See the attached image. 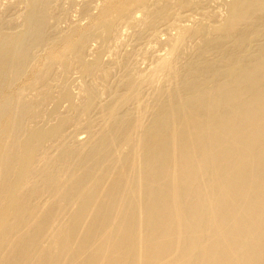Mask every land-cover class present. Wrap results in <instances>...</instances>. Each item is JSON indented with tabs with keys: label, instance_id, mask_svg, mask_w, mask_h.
I'll use <instances>...</instances> for the list:
<instances>
[{
	"label": "bare ground",
	"instance_id": "bare-ground-1",
	"mask_svg": "<svg viewBox=\"0 0 264 264\" xmlns=\"http://www.w3.org/2000/svg\"><path fill=\"white\" fill-rule=\"evenodd\" d=\"M77 1L0 0V264H264V0Z\"/></svg>",
	"mask_w": 264,
	"mask_h": 264
},
{
	"label": "rangeland",
	"instance_id": "rangeland-1",
	"mask_svg": "<svg viewBox=\"0 0 264 264\" xmlns=\"http://www.w3.org/2000/svg\"><path fill=\"white\" fill-rule=\"evenodd\" d=\"M83 1H85V0H78L77 2L78 3H75V5H73L70 9H69V11L67 12V17H69V18H67L66 20H65V22L63 21H61L60 22V24L59 23H57V25L59 26H61L62 28L64 27V28H66L69 24H70V22L71 23H73V21H74V23H76V24H85L86 23V21L88 20L87 19V16L84 14V13H82V11L80 12V10H81V2H83ZM222 1H228V0H222ZM73 10V11H72ZM75 11V12H74ZM136 11V12H135ZM135 12V13H134ZM134 12H133V16H136V17H139L140 15H138V13H140V12H138V10H134ZM135 14V15H134ZM138 15V16H137ZM74 17V18H73ZM196 17V16H195ZM68 20V21H67ZM67 21V22H66ZM51 23L53 22V20H51L50 21ZM119 22H121L122 23V20H120ZM69 23V24H68ZM81 24V25H82ZM57 26V27H58ZM58 27V28H61V27ZM66 26V27H65ZM61 28V29H62ZM127 32H129V30H127L125 33H127ZM129 34V33H128ZM161 34H163V35H161ZM166 35L168 36V35H170V33L168 34V33H166V31H163L162 29L160 30V31H158V33H157V35L155 34V36H153L152 37V39H150V41H154V42H156L155 40H159V41H164L165 39L164 38H166ZM130 36H132V35H129L128 37V41H126V43L124 44V46H123V49L124 50H126V51H128V52H130V53H132L133 51L135 52V49H139V50H143V47L145 46V45H142V42L138 45V43L135 41V39H134V36H132V38L130 37ZM155 39V40H154ZM164 39V40H163ZM167 39V38H166ZM100 39L99 38H97V37H94V38H92L91 40H90V42H89V46H90V48H91V51L93 52L94 51V48H95V50H96V48L98 47L99 48V45H100V43H101V40L99 41ZM152 41V42H153ZM96 44H98V46L96 45ZM110 44H111V47H113V44L111 43V41L110 42H108V44H107V46H106V49L107 48H109L110 47ZM145 44V43H144ZM137 45V46H136ZM109 46V47H108ZM139 46V47H138ZM142 47V48H141ZM97 48V49H98ZM113 49V48H112ZM133 50V51H132ZM144 50H145V47H144ZM109 51H110V49H107V51H105L101 56H102V58L104 59V60H106V59H109L110 60V58H112V56H110V54H109ZM157 51H159L160 52V50H157ZM157 51H155V52H157ZM106 52H108V53H106ZM155 52H153V53H155ZM158 52V53H159ZM153 53H150L149 54V56L146 58V59H142L141 58V56H137L139 59H137V62H138V64L136 63V65H137V67H139V68H141V69H144L142 66H144L145 68H147L148 66H149V64H151V62H152V60H151V58H152V56L154 57V55L156 56V54H153ZM132 54H134V53H132ZM153 54V55H152ZM105 55H106V57H105ZM134 55H136V54H134ZM150 56H151V58H150ZM150 60V61H149ZM139 65V66H138ZM107 68H109V67H107ZM78 73L75 71V72H73L72 74H71V79H73L72 81H74V82H71V84H70V90H71V92L73 93V94H77V92L78 93H81V91H79L80 90V85H81V81H79L80 79H78L79 77V74L77 75ZM76 75V76H75ZM78 79H76V78ZM75 84V85H74ZM76 86V87H75ZM78 89V90H77ZM80 132V131H79ZM76 133V135L77 136H79V137H82V136H84L85 135V133L83 134L82 132H80V133Z\"/></svg>",
	"mask_w": 264,
	"mask_h": 264
}]
</instances>
